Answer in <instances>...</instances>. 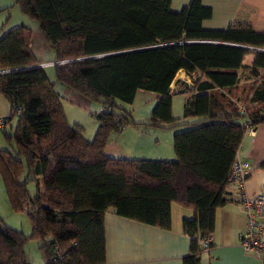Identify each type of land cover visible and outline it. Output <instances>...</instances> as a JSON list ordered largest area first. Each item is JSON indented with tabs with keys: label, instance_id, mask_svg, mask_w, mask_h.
I'll use <instances>...</instances> for the list:
<instances>
[{
	"label": "trees",
	"instance_id": "16d2710c",
	"mask_svg": "<svg viewBox=\"0 0 264 264\" xmlns=\"http://www.w3.org/2000/svg\"><path fill=\"white\" fill-rule=\"evenodd\" d=\"M12 2L37 23L54 62L66 61L53 64L55 80L103 110L94 115V136L86 139L79 126L68 123L54 81L36 66L32 31L18 25L0 34V71H5L0 96L9 104L0 125L6 144L0 148V178L11 209L26 212L31 225L26 236L5 228L0 218V264H30L24 250L30 239L38 242L42 264H106L104 213L109 208L169 229L172 204L193 211L182 221L190 238L182 264H199V239L212 234L215 212L228 201L243 123L249 120L254 128L264 122V52L255 51L249 67L257 80L245 87L243 111L214 88L237 83L236 70L248 52L237 45L264 48V32L245 25L205 30L201 21L211 10L198 0L177 12L170 0ZM138 48L143 49L108 54ZM179 70L206 77L182 89L200 92L184 103L183 118L198 117L191 123L171 115L170 84ZM138 89L159 95L148 125L183 126L172 136L174 159H113L105 153L112 132L138 124L124 107Z\"/></svg>",
	"mask_w": 264,
	"mask_h": 264
},
{
	"label": "crops",
	"instance_id": "0c3cea01",
	"mask_svg": "<svg viewBox=\"0 0 264 264\" xmlns=\"http://www.w3.org/2000/svg\"><path fill=\"white\" fill-rule=\"evenodd\" d=\"M190 1L192 0H170L171 10L177 12ZM198 1L211 10L210 17L201 21V27L205 30H225L233 25H245L254 32H264V0ZM12 3V0H0V34L18 25L26 26L32 31L30 48L39 62L38 66L42 67L49 61L54 63V53L47 51L50 49L46 47L42 37L37 42L35 41L37 34L33 29L38 28L37 24L19 11L17 13L18 9H15L16 7L12 6ZM4 8L9 9L1 11ZM14 10L17 13L16 16H19L15 22L12 19ZM38 34L40 36L39 32ZM205 42L227 44L220 41ZM246 47L251 48H245L248 52L242 58L241 67L236 70L237 83L230 88L220 90L214 88L236 104L235 98L243 99L245 87L257 80L254 73L249 70L255 59V51L264 52V48L253 50L257 47ZM42 68L44 71L51 70V73L47 70L45 72L48 79L54 81V91L58 94L61 102L68 99V102L87 109L93 117L103 110L100 104L85 99L63 83L56 81L52 67ZM195 79L203 81L206 77L199 71L187 74L184 70H179L170 84L171 115L183 123H191L198 119V117L183 118L185 100L192 93L200 92L196 90L191 93L182 92V89L188 87L190 90V85ZM201 93H208V91ZM158 98L159 95L154 92L142 89L135 92L133 102L127 105V108L138 124L123 127L119 132L110 134L109 141L105 146V153L108 157L151 160L175 158L172 136L183 129V126L167 128L147 124L150 112ZM238 108L241 110L239 106ZM7 115L0 110V122ZM11 123H15V118ZM95 124L97 126L96 121ZM236 158L246 162L248 167L242 182V190L245 195L253 197L263 193L264 122L258 124L250 132H245ZM240 188L235 183L226 187L228 201L215 212V226L209 236L210 247L207 251L201 252L199 264H264L262 257L244 251L239 244L240 235L246 222L245 211L237 199ZM192 215L191 209L172 204L170 228L163 229L119 216L112 208H109L104 213L106 264H182L183 257L189 252L190 241L189 236L183 232L182 221L184 218H192ZM36 243L38 246V242Z\"/></svg>",
	"mask_w": 264,
	"mask_h": 264
},
{
	"label": "rangeland",
	"instance_id": "374dc122",
	"mask_svg": "<svg viewBox=\"0 0 264 264\" xmlns=\"http://www.w3.org/2000/svg\"><path fill=\"white\" fill-rule=\"evenodd\" d=\"M15 9H18L17 6H15ZM17 13H19V9L16 10ZM15 10L13 11V15H12V19L13 22H15L19 16H16ZM17 17V18H16ZM11 19V20H12ZM36 23V22H35ZM37 24V23H36ZM39 29H33L34 33L37 34V37L35 36V41L37 42L38 40H40V36L38 34ZM40 33V32H39ZM37 39V40H36ZM35 44H41V43H35ZM49 51V53H52V51ZM48 64V65H47ZM53 62L49 61L48 63H46L44 66L42 67H52ZM38 67V65H36ZM41 67V66H39ZM47 72L51 73L50 69H46ZM45 70V71H46ZM71 89V88H70ZM0 110L4 113V114H8L9 113V109H8V103L7 100L3 97L0 96ZM63 100V99H62ZM67 101L63 100L61 102L62 107H63V111L65 114V117L68 121V123L70 125H77L81 128V132L83 134V136L86 139L91 140L92 137L94 136L97 126L95 124V120L94 117L91 116V114L88 112L87 109H85L84 107L80 106V105H76L75 103H70L68 102L69 100L66 99ZM61 101V100H60ZM235 101L237 102V105L240 107V109L243 111L244 107H245V102L244 99H238L235 98ZM128 111L129 109L127 108L128 106L125 105L124 106ZM132 120L135 122V124L137 123V121H135V119L133 117H131ZM1 125V122H0ZM134 125L132 122L129 123L126 126H131ZM123 129V128H122ZM6 147L5 142L3 141L2 137H0V148H4ZM246 171L244 173V177L246 176ZM231 184H238V182H230ZM230 183L228 184V186L230 185ZM29 192L33 191L34 188L31 184H29L27 186ZM239 194V192H238ZM0 218L2 219V222L5 223V227H10L16 230H21L23 232L24 235L26 236H30L31 235V225L30 222L26 216V212H14L9 203L7 202V197L4 193L3 190V183L2 180L0 178ZM37 241L34 239H30L27 241V243L24 246V250H25V254L27 257V260L30 264H42L43 263V257H42V253L38 250L37 248Z\"/></svg>",
	"mask_w": 264,
	"mask_h": 264
},
{
	"label": "built area",
	"instance_id": "2783aa9c",
	"mask_svg": "<svg viewBox=\"0 0 264 264\" xmlns=\"http://www.w3.org/2000/svg\"><path fill=\"white\" fill-rule=\"evenodd\" d=\"M243 125L246 132H250L253 129L249 120L245 121ZM247 168L246 162L235 158L229 175V183L238 182L241 187L239 194H237V199L243 207L246 216L245 228L240 235L239 244L244 251L264 259V192L253 197L245 195L242 190V182ZM199 242L203 251L209 249V236L199 239ZM54 253L56 259L61 258V251L57 247H54Z\"/></svg>",
	"mask_w": 264,
	"mask_h": 264
},
{
	"label": "water",
	"instance_id": "95a60500",
	"mask_svg": "<svg viewBox=\"0 0 264 264\" xmlns=\"http://www.w3.org/2000/svg\"><path fill=\"white\" fill-rule=\"evenodd\" d=\"M156 46V45H155ZM157 46H162V45H157ZM241 48H251V47H246V46H242V45H237ZM144 48V47H143ZM143 48H138V49H129V50H125V51H118V52H113V53H108V54H117V53H122V52H128V51H133V50H139V49H143ZM253 50H261V49H258V48H253ZM264 51V50H263ZM108 54H105V55H108ZM61 62H66V61H60V62H54V63H61ZM53 63V64H54ZM39 67V66H38ZM1 72H5V71H0Z\"/></svg>",
	"mask_w": 264,
	"mask_h": 264
}]
</instances>
